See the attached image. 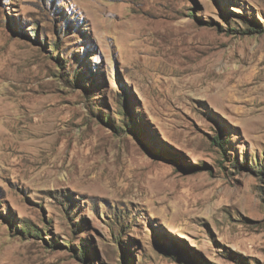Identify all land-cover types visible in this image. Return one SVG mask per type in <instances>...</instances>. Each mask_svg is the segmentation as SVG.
<instances>
[{"label": "rangeland", "instance_id": "374dc122", "mask_svg": "<svg viewBox=\"0 0 264 264\" xmlns=\"http://www.w3.org/2000/svg\"><path fill=\"white\" fill-rule=\"evenodd\" d=\"M0 264H264V0H0Z\"/></svg>", "mask_w": 264, "mask_h": 264}, {"label": "trees", "instance_id": "16d2710c", "mask_svg": "<svg viewBox=\"0 0 264 264\" xmlns=\"http://www.w3.org/2000/svg\"><path fill=\"white\" fill-rule=\"evenodd\" d=\"M255 28H254V30H250V29H247L246 31L248 32V33H252L253 31H256V32H261V31H263V29L261 28V27H258V26H254ZM153 156L155 157L156 156V154H155V152H153ZM179 169V168H178ZM180 170V169H179Z\"/></svg>", "mask_w": 264, "mask_h": 264}]
</instances>
